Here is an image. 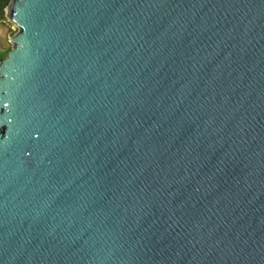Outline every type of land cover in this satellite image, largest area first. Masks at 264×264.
<instances>
[{
    "label": "water",
    "instance_id": "1",
    "mask_svg": "<svg viewBox=\"0 0 264 264\" xmlns=\"http://www.w3.org/2000/svg\"><path fill=\"white\" fill-rule=\"evenodd\" d=\"M0 264H264V0H11Z\"/></svg>",
    "mask_w": 264,
    "mask_h": 264
},
{
    "label": "rangeland",
    "instance_id": "2",
    "mask_svg": "<svg viewBox=\"0 0 264 264\" xmlns=\"http://www.w3.org/2000/svg\"><path fill=\"white\" fill-rule=\"evenodd\" d=\"M5 21H6V23H8L10 26H11V28H12V32L14 31V32H16V31H18L19 30V27L14 23V22H12L11 20H9L8 18L7 19H5ZM0 36H3L2 38L4 39V46L1 44V41H0V57H4V56H6L8 53H9V51H8V49L9 48H12V46H13V42L9 39L8 41H9V44H8V42H7V40H5V36H6V28H4L3 27V25L2 24H0ZM8 48V49H7ZM8 51V52H7Z\"/></svg>",
    "mask_w": 264,
    "mask_h": 264
},
{
    "label": "trees",
    "instance_id": "3",
    "mask_svg": "<svg viewBox=\"0 0 264 264\" xmlns=\"http://www.w3.org/2000/svg\"><path fill=\"white\" fill-rule=\"evenodd\" d=\"M10 1L11 0H0V24H2L4 28H6V33L12 32L11 26L8 23H6V21H5V19H7V16H6V7L10 3ZM5 40H7L8 44H9V41H8L9 39L6 38ZM0 41H1V44L4 46L3 43L5 41H4V39L1 36H0ZM10 49L11 48H9L8 51Z\"/></svg>",
    "mask_w": 264,
    "mask_h": 264
},
{
    "label": "crops",
    "instance_id": "4",
    "mask_svg": "<svg viewBox=\"0 0 264 264\" xmlns=\"http://www.w3.org/2000/svg\"><path fill=\"white\" fill-rule=\"evenodd\" d=\"M10 33H11V32L6 33L5 39H6V38L10 39ZM1 37H3V36H1Z\"/></svg>",
    "mask_w": 264,
    "mask_h": 264
}]
</instances>
